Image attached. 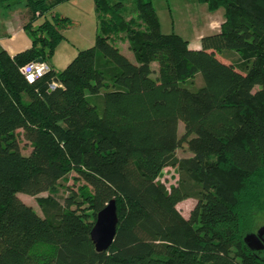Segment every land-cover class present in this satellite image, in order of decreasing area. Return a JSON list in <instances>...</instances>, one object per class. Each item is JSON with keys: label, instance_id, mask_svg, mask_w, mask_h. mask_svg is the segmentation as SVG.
Instances as JSON below:
<instances>
[{"label": "trees", "instance_id": "1", "mask_svg": "<svg viewBox=\"0 0 264 264\" xmlns=\"http://www.w3.org/2000/svg\"><path fill=\"white\" fill-rule=\"evenodd\" d=\"M67 1L27 0L32 47L0 48V264H264L244 243L264 201V0H194L225 11L199 50L162 33L152 0H95L94 47L57 72L71 20L31 27ZM39 61L50 71L29 84L21 69ZM184 145L192 156L179 158ZM166 168L176 185L160 180ZM70 173L83 185L39 198L44 216L18 196L52 193ZM112 200L117 235L98 253L90 234Z\"/></svg>", "mask_w": 264, "mask_h": 264}, {"label": "rangeland", "instance_id": "2", "mask_svg": "<svg viewBox=\"0 0 264 264\" xmlns=\"http://www.w3.org/2000/svg\"><path fill=\"white\" fill-rule=\"evenodd\" d=\"M1 3V0H0ZM6 6L0 7V48L1 46L11 47L13 50H19L26 46V43L32 41V35L29 30L20 31L21 24V14L29 11L27 8V0H4ZM171 9L174 12V17L176 21L177 32L182 35V37L187 41H194L197 36V31L203 32L206 28L205 25L195 26L192 21H187L188 14L184 13L185 21L179 20L180 12L174 2L170 0ZM158 6V5H157ZM160 7V6H158ZM223 11H220L214 16H220ZM60 16L62 18H69L71 24L65 28L62 33L65 36L63 42L58 46L55 51L54 56L50 60V64L53 66L54 70L57 72L64 71L67 66L78 56V54L83 51L94 47L95 39L98 33V20L95 10V0H69L63 4H60L48 15L38 18L32 25L33 30H37L43 22L46 20L52 21L53 16ZM160 21L162 33L165 31L169 34L173 30V18L166 17L164 19L163 14H158ZM200 18L204 21L203 15ZM195 26V28H193ZM21 28V29H22ZM206 30V29H205ZM166 33V34H168ZM16 34L14 40H10L11 36ZM212 35L210 31H207L206 36ZM115 46L118 47L122 54H124L131 61H135L133 53L129 50V46L125 38L117 40ZM224 62H230L229 59L224 57H219ZM236 56L231 60L234 61ZM152 68L156 71L158 69V64H153ZM203 85V81L200 76H197L194 80L193 87H199ZM179 133L183 135L184 125L180 123ZM20 145L22 148V153L24 155H29L32 148L29 144L20 138ZM177 156L179 158L191 157L192 154L187 145H184L177 151ZM160 180L168 187L176 185L179 181V175L175 168H166L160 177ZM83 185V182L76 180V174L70 173L64 180H62L56 190L52 193H43L36 197H31L25 194H19L20 199L27 205L32 206L34 210L41 216H44L43 211L38 203L39 198L54 197L60 202H63L66 197H69L73 191H77L79 187ZM196 205V200L189 199L178 205V209L182 215L188 219L191 211ZM264 226V201L261 202L259 206L253 211L251 220L248 223V233H257V231ZM259 257L264 259V252L259 253Z\"/></svg>", "mask_w": 264, "mask_h": 264}, {"label": "crops", "instance_id": "3", "mask_svg": "<svg viewBox=\"0 0 264 264\" xmlns=\"http://www.w3.org/2000/svg\"><path fill=\"white\" fill-rule=\"evenodd\" d=\"M171 1L174 2L177 7H181V8H179V12H180L179 20L185 21L184 13H186V14H188V16H190V18L188 17L187 21H192L195 26H200V27L202 25L206 26V28H205L206 30L203 29V32L197 31V36H196V39L194 41H192V42L189 41L191 49H193V50L201 49V40L204 36H206L207 31H210L212 34H217L220 32L221 26L225 21L224 9H220L217 12L212 13L209 11L207 4H201V3L194 1V0H171ZM152 2H153L154 7L156 8L157 14L162 13L164 19H166V17H172L173 18V21H174L173 22V30L170 34L176 33L182 37V35L177 32V27H176V21L177 20L175 19L174 12L171 9L170 0H152ZM157 5L160 7H158ZM0 7H1V3H0ZM220 11H223L224 15H222V13H221L220 16H214V14H216ZM200 15H203L204 21L200 18ZM20 22L23 26V28L20 26V31L25 32L23 30H24V25L26 24L27 21L25 20V14L24 13L21 14V21ZM195 26L193 28H195ZM161 31H162V29H161ZM166 33H168V32L165 31V34ZM15 37H16V34L12 35L10 40H14ZM32 44H33V39H32V41L26 43V46H24V48H21L19 50H13L11 47H5V46L4 47L1 46V48L7 50L13 56L19 52H22L26 49L31 48Z\"/></svg>", "mask_w": 264, "mask_h": 264}, {"label": "water", "instance_id": "4", "mask_svg": "<svg viewBox=\"0 0 264 264\" xmlns=\"http://www.w3.org/2000/svg\"><path fill=\"white\" fill-rule=\"evenodd\" d=\"M40 63L42 61H39ZM57 83V81H55ZM119 223L118 208L112 200L102 211L97 214L95 224L91 231V240L98 253L106 252L113 245ZM244 243L254 253L264 252V226L257 233H247Z\"/></svg>", "mask_w": 264, "mask_h": 264}, {"label": "built area", "instance_id": "5", "mask_svg": "<svg viewBox=\"0 0 264 264\" xmlns=\"http://www.w3.org/2000/svg\"><path fill=\"white\" fill-rule=\"evenodd\" d=\"M49 71L50 66L44 62H31L21 69L22 75L25 77L26 81L29 84H34L36 81H38L39 78L43 77ZM57 86L58 84L54 82L52 85V89Z\"/></svg>", "mask_w": 264, "mask_h": 264}]
</instances>
